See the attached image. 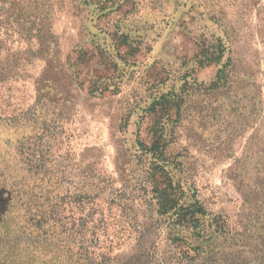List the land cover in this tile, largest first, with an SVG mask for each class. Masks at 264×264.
I'll return each mask as SVG.
<instances>
[{
    "label": "rangeland",
    "instance_id": "374dc122",
    "mask_svg": "<svg viewBox=\"0 0 264 264\" xmlns=\"http://www.w3.org/2000/svg\"><path fill=\"white\" fill-rule=\"evenodd\" d=\"M155 141L218 264H264V0H0V187L60 218L2 264H175Z\"/></svg>",
    "mask_w": 264,
    "mask_h": 264
},
{
    "label": "trees",
    "instance_id": "16d2710c",
    "mask_svg": "<svg viewBox=\"0 0 264 264\" xmlns=\"http://www.w3.org/2000/svg\"><path fill=\"white\" fill-rule=\"evenodd\" d=\"M219 60L220 58H209L207 63H214ZM225 67L226 65H223V68L219 70L217 82L222 78L220 76L224 72ZM166 103L168 102H163V104L159 102L155 104V107H161L162 109ZM18 147L20 146H17V151L20 149ZM141 147L146 153L153 154L152 157L155 159L152 167L149 168L148 177L145 181V190L146 193L149 194L150 192L153 195L161 221L167 226V240L173 246L174 263L218 264L220 260L216 258L213 251L205 248L203 242H200L204 238L201 227L204 218L207 216L203 206L197 201L187 202L186 193L181 183L175 180V176L168 169L170 162L166 156V150L160 147L159 141L153 142L149 148L141 143ZM2 179L0 170V183ZM23 191L24 193H29V189ZM21 194L24 195L22 189H19L17 185L13 188L11 187V190L0 187V256L4 257L3 259L14 255L16 251L28 250L21 247L22 243L26 245V242H23L24 239H22L25 235L30 237L38 234L37 245L33 243L35 245L34 249H39L38 246L43 248L55 246L43 237V227L49 220L60 222L56 204L54 206L49 205L48 212L44 214H41L39 210H37V214H33L35 207L33 208L29 200H23ZM189 231H192L194 237L198 238L197 241H193L194 237L191 240L186 236L185 232ZM85 248L84 246L82 248V252L85 254L63 250L64 254L59 248L57 250H59L61 256L67 261H71L72 264H85L86 262L104 264L107 261L106 256H100L102 260L99 262L97 260L92 261L87 255V248ZM30 251L32 252L33 250ZM7 254L9 255L7 256ZM224 263L228 264L226 260H224Z\"/></svg>",
    "mask_w": 264,
    "mask_h": 264
}]
</instances>
